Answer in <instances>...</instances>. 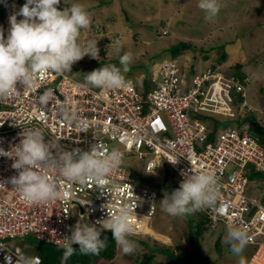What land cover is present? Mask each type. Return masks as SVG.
Listing matches in <instances>:
<instances>
[{"label":"built area","instance_id":"2783aa9c","mask_svg":"<svg viewBox=\"0 0 264 264\" xmlns=\"http://www.w3.org/2000/svg\"><path fill=\"white\" fill-rule=\"evenodd\" d=\"M3 7L0 28L6 38L9 17L21 2L4 0ZM79 43L90 42L84 37ZM160 76L155 88L144 94L125 76L126 86L102 90L70 72L48 71L35 74L31 87L18 82L11 96L0 98V147L6 152L22 139L23 129H34L53 148L59 144L64 150H90L97 145L101 154L113 149L122 153L103 188L93 180L71 183L55 168L45 169L67 196L35 204L25 202L9 182L18 174L11 167L14 159L0 157V264H43L40 254L29 252L28 243L20 244L25 237L63 247L77 223L99 227L98 220L122 209L130 210L131 234L148 232L159 211L160 191L136 178L125 164L128 157L141 161L138 172L143 175L164 166L181 180L184 173L214 172L218 197L202 208L210 226L246 229L253 248L247 264H264V204L247 194L250 175L264 173V144L238 119L250 107L248 78L242 81L218 66L187 75L177 60L162 67ZM49 91L48 103L41 104L39 97Z\"/></svg>","mask_w":264,"mask_h":264},{"label":"rangeland","instance_id":"374dc122","mask_svg":"<svg viewBox=\"0 0 264 264\" xmlns=\"http://www.w3.org/2000/svg\"><path fill=\"white\" fill-rule=\"evenodd\" d=\"M62 1L63 9L68 5ZM74 2L82 4L91 17V26L81 30L79 39L87 34L99 48L98 59L88 56L73 65L70 73L77 78L85 81V74L115 65L147 94L161 81L162 67L169 66L174 59L187 75L192 71L194 75L204 73L210 66H218L227 73L240 71L249 78L247 100L250 107L243 110L238 119L249 118L245 124L250 129V120L264 127V0H219L220 11L211 19H207L198 7L199 0H69V4ZM110 37L114 38L112 43ZM182 42L191 48L175 56L173 48ZM225 52L227 56L223 59L221 56ZM125 53L131 56L127 72L120 65V56ZM238 65H242L241 70ZM230 124L235 127L237 122ZM125 164L134 171L137 179L160 191L159 211L152 224L154 236L130 235L129 240L136 245L133 254L126 255L117 246L113 259H99L95 264H137L141 257L153 252L155 264H192L191 259L197 264H237L240 257L234 255L224 242L227 232L224 223L202 231L198 239L192 241L190 226H197V217L199 222L204 221L205 213L198 210V213L174 217L161 210L159 202L165 192L179 188L182 181L174 177L167 166L154 174L143 175V171L138 172L142 168L139 159L128 157ZM250 179L247 194L264 203V173H253ZM158 234L162 236L158 237ZM24 243L31 246V253H39L43 246L32 236L25 237L20 244ZM159 248H167L175 254L187 250L190 261L173 260ZM250 250L247 244L242 253L244 259Z\"/></svg>","mask_w":264,"mask_h":264},{"label":"clouds","instance_id":"9594fccd","mask_svg":"<svg viewBox=\"0 0 264 264\" xmlns=\"http://www.w3.org/2000/svg\"><path fill=\"white\" fill-rule=\"evenodd\" d=\"M3 2L4 0H0V3ZM65 2L68 6L59 9V4L63 6L61 0H26L9 17L10 28L6 38L0 28V98L11 96L17 89L18 82L24 87H31L37 73L52 71L63 74L71 72L73 65L85 56L98 59L99 48L96 42L84 46L79 43L81 30L91 26L89 12L80 3L69 4V0ZM198 7L204 11L207 19H211L219 13L221 5L219 0H199ZM116 43L119 45L120 41ZM130 60L131 56L127 53L120 56L124 72L128 71ZM85 78L86 84L102 90L126 86L121 69L115 65L95 69L85 74ZM246 93L248 94L247 89ZM50 96L51 91L41 95L40 103L46 105ZM63 111L67 114L68 110ZM246 119L239 122L245 120L243 123H247ZM20 136L22 139L11 151L6 152L0 147V157L14 159L11 167L18 174L11 177L9 182L21 198L30 204L67 196L66 191L58 190V185L49 179L45 169L55 168L60 176L71 183L84 184L93 180L103 188L109 183L108 176L122 159V153L118 149L101 154L97 145L90 150H64L59 144L53 148L52 143L34 129H23ZM13 150L15 154L8 155ZM183 175L185 178L179 188L170 193L165 192L159 202L161 210L174 217L203 211V207L213 205L218 197L214 172L201 171ZM203 212L208 219L206 211ZM196 222L198 223L197 220ZM97 224L99 227L77 223L72 228L70 235L65 237L61 264H67L75 254L77 248L74 245H78L81 254H98L107 244L106 238H101L103 231L112 233V239L124 254L131 255L136 251V245L128 238L133 235L129 209H122L117 215L109 214L107 218L98 220ZM206 226L215 229L210 226L209 219ZM139 236L154 235L148 231ZM224 242L230 246L234 255L240 257L238 264L248 263L253 248L249 245L251 250L246 252L249 256L244 259L242 253L249 243L246 229L229 224Z\"/></svg>","mask_w":264,"mask_h":264},{"label":"trees","instance_id":"16d2710c","mask_svg":"<svg viewBox=\"0 0 264 264\" xmlns=\"http://www.w3.org/2000/svg\"><path fill=\"white\" fill-rule=\"evenodd\" d=\"M7 1L11 2L12 0H7ZM20 2H21V6H23V3L26 1L20 0ZM62 2L63 1L61 0V3ZM0 11H1L0 16H2V15L4 16L6 9L3 7V3H1V5H0ZM187 48H191V46L188 43H184V42L179 43L178 45H176L173 48V53L176 56L182 50L187 49ZM226 56H227V53L225 52L222 54L221 58L225 59ZM85 57H88V56H85ZM214 67H216V66H214ZM241 67H242V65H238V70H241ZM192 69H193V67H192ZM191 73H193V71ZM228 73H229V71H228ZM232 74L235 77L240 78L242 81H244V79L246 78V76L241 74L240 71H238V73L235 72ZM248 82H249V80L245 83L246 89H247ZM246 120L248 121L249 118H247ZM244 121H241V123H243ZM250 121L252 122V127H251L252 132L254 134H256L259 137L260 141L264 144V127L261 126L259 123L254 122V120H250ZM257 174H259V173H257ZM197 221H198V223H197V226L195 228L194 227L192 228L190 226V229H191L190 236H191L192 241H195L196 239H198V237L201 235L202 231L208 229L206 226L207 221H208L207 217H205L204 221L202 220L199 222V219H197ZM101 238L102 239L106 238L107 244H106V247L103 248L102 250H100V252L98 254H88V255L81 254L79 249L77 248L75 254L67 261V264L68 263H71V264H94L99 259H106V260L113 259L117 253V244L112 239V233L110 231H103L101 234ZM40 244H43V246H41V249L39 251V254L42 256L43 264H61L63 247L48 244V243H42V242H40ZM217 247L219 248V242H217ZM158 250L162 251V252H167V255L170 258H173V260L176 258L179 261H183L186 259H187V261H190V256H189L187 250H184L183 252L178 253V254L177 253L175 254L173 252L171 253L169 251V249H167V248L166 249L165 248H162V249L159 248ZM197 252H199V251L196 250V253ZM199 253H197L198 257L202 258ZM154 257H155L154 252L149 253L148 255L144 256L137 264H153ZM191 262H192V264L198 263L194 259H191Z\"/></svg>","mask_w":264,"mask_h":264},{"label":"bare ground","instance_id":"6f19581e","mask_svg":"<svg viewBox=\"0 0 264 264\" xmlns=\"http://www.w3.org/2000/svg\"><path fill=\"white\" fill-rule=\"evenodd\" d=\"M195 62H196V61H195ZM204 66H205V65H204ZM223 69H224V68H223ZM256 198H257V197H256ZM219 224H220V223H219ZM219 224H218V225H219ZM149 231L152 232L153 230L150 229ZM157 236L160 237V236H162V234H158ZM163 236H164V235H163ZM145 237H146V236H145ZM149 237H150V236H149ZM165 239H167V241H168V238L165 237ZM165 239H164V240H165Z\"/></svg>","mask_w":264,"mask_h":264},{"label":"crops","instance_id":"0c3cea01","mask_svg":"<svg viewBox=\"0 0 264 264\" xmlns=\"http://www.w3.org/2000/svg\"><path fill=\"white\" fill-rule=\"evenodd\" d=\"M1 12V11H0ZM0 18H1V16H0ZM115 28H116V26H115ZM86 36V38H88V35L87 34H85ZM84 38V37H83ZM89 42H91L90 40H89ZM80 79V78H79ZM133 80V79H132ZM237 264H238V262H237Z\"/></svg>","mask_w":264,"mask_h":264},{"label":"water","instance_id":"95a60500","mask_svg":"<svg viewBox=\"0 0 264 264\" xmlns=\"http://www.w3.org/2000/svg\"><path fill=\"white\" fill-rule=\"evenodd\" d=\"M74 247L78 248V245H74Z\"/></svg>","mask_w":264,"mask_h":264}]
</instances>
